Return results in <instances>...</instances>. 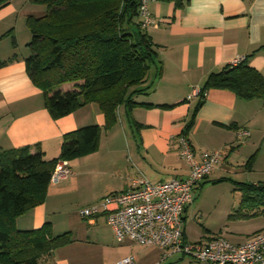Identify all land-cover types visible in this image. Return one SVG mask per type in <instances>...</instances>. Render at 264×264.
<instances>
[{
	"label": "crops",
	"instance_id": "crops-1",
	"mask_svg": "<svg viewBox=\"0 0 264 264\" xmlns=\"http://www.w3.org/2000/svg\"><path fill=\"white\" fill-rule=\"evenodd\" d=\"M148 11L154 23L146 32L157 45L160 73L150 88L133 96L137 104H122L108 116L97 102L89 101L53 117L26 72L28 50L21 47L30 39L25 19L43 16L45 7L9 0L0 8V59L5 61L0 66V147L29 146L33 152L38 146L49 160L59 156L65 134L91 125L98 128L94 149L68 159L71 174L49 181L43 202L16 218L20 230L49 223L52 235L68 233L69 240L42 256V264H113L128 255H133V264H183L185 258L188 264L180 254L162 259L159 248L128 237L119 242L103 213L90 219L80 210L109 194L138 187L143 179L185 178L188 165L178 155L177 138L189 122L187 136L196 156L223 151L194 191L204 183L229 182L233 190L236 182L264 185V100L241 99L222 88H209L201 101L199 96L188 98L210 73L239 59H247L264 75V0H150ZM21 17L25 21L20 33L18 22L12 21ZM71 84L59 88H73ZM242 129L249 135L238 136ZM190 206L182 212L188 241L221 235L240 244L264 229V206L250 208L245 203L231 216L250 222L261 216L250 230L192 238L187 228Z\"/></svg>",
	"mask_w": 264,
	"mask_h": 264
},
{
	"label": "trees",
	"instance_id": "trees-1",
	"mask_svg": "<svg viewBox=\"0 0 264 264\" xmlns=\"http://www.w3.org/2000/svg\"><path fill=\"white\" fill-rule=\"evenodd\" d=\"M8 1L0 0V8ZM29 1L43 5L45 14L26 18L30 39L25 68L53 117L89 101L113 116L118 106L137 104L133 96L150 88L159 76L157 45L141 25L140 0ZM4 63L0 59V66ZM151 68L149 84L144 85ZM72 82L73 88H59ZM209 88L228 89L245 100H264V75L244 58L210 73L199 88L200 101ZM189 125L180 133L187 139ZM97 136L95 125L67 133L59 156L49 160L38 146L33 152L29 146L0 147V264H42V256L69 240L68 233L52 235L49 223L20 230L16 218L43 202L56 162L94 149ZM235 184L240 204L264 206V185Z\"/></svg>",
	"mask_w": 264,
	"mask_h": 264
},
{
	"label": "built area",
	"instance_id": "built-area-1",
	"mask_svg": "<svg viewBox=\"0 0 264 264\" xmlns=\"http://www.w3.org/2000/svg\"><path fill=\"white\" fill-rule=\"evenodd\" d=\"M149 1L140 0L139 4L144 28L154 23L148 11ZM199 92V88H193L188 98L198 96ZM237 135L246 137L249 131L238 130ZM177 141L178 155L188 165L185 178L160 182L143 179L138 187L109 194L83 207L80 210L82 217L91 219L103 213L117 241L128 237L139 245L155 246L162 251V259L180 254L188 258V264H264V229L240 244L221 235L198 241L185 238L182 212L191 204L195 186L220 162L223 151H204L196 156L186 137L179 135ZM70 174L68 161L60 159L50 181H60ZM133 259V255H128L113 264H133Z\"/></svg>",
	"mask_w": 264,
	"mask_h": 264
},
{
	"label": "rangeland",
	"instance_id": "rangeland-1",
	"mask_svg": "<svg viewBox=\"0 0 264 264\" xmlns=\"http://www.w3.org/2000/svg\"><path fill=\"white\" fill-rule=\"evenodd\" d=\"M12 17L9 19L12 20ZM25 20L21 17L18 20L13 19L12 21V24H15V21L18 22L17 25L20 33L22 28H24L23 21ZM8 22L4 20L3 24ZM21 47L26 48L25 51H27L25 43ZM74 84L72 82L71 86ZM233 187V184L229 182L219 184L204 183L194 191V199L187 213V228L190 237L196 238L199 234L205 236L220 233L227 234L228 231L246 232L262 220L261 216L253 219L251 222L231 216V214H235V210L239 207L241 200L239 191L233 190ZM185 262L186 258L183 264Z\"/></svg>",
	"mask_w": 264,
	"mask_h": 264
}]
</instances>
